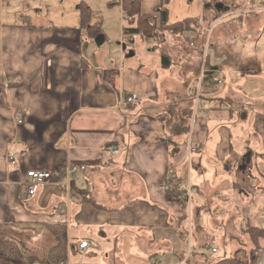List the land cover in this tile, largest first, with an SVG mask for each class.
<instances>
[{
  "label": "crops",
  "instance_id": "1",
  "mask_svg": "<svg viewBox=\"0 0 264 264\" xmlns=\"http://www.w3.org/2000/svg\"><path fill=\"white\" fill-rule=\"evenodd\" d=\"M22 1L24 13L15 15L17 21L5 22L4 16L12 12L0 11V234L27 233L32 249L35 243L48 242L44 254L52 264L59 263L49 255L56 245L50 226L64 228L63 259L70 264H177L188 249V264H205L208 248L218 247L203 245L219 233V238L225 235L223 226L236 203L235 166L236 158L241 157L231 141L242 140L238 121L251 119L252 130L264 132V97L240 92L246 76L264 67V1L236 0L231 6L232 0H227L228 4L224 0H195L191 6L186 0L163 4L162 0H139L141 12L155 17L156 22L161 12L168 24L186 18L196 19V23L205 19L211 29L216 25L223 34L218 40L222 53H211L209 35L205 42L200 32L184 36L188 41L200 38L198 44L197 39L192 42L198 47L195 51L200 49L204 55L200 62L189 58L180 67L174 58L181 49L176 38L168 42L165 33L150 40L146 51L135 46L133 39V55L127 57V47L122 49L126 18L121 0L105 2L110 9L119 10L118 15L112 10L114 17L111 12L105 15L99 11L91 0H83L93 11V22H100L98 47L79 28L80 0H72L77 17L66 11L56 15H61L64 23L48 20L41 10L45 2L53 0ZM218 3L221 6L215 8ZM23 15L29 18L23 20ZM231 15L236 16L225 24L220 22ZM105 17L115 19L121 45H107ZM237 31L242 41L236 50L244 45L245 51L239 63L234 62L225 42ZM161 55L167 57L165 64ZM199 65L198 81L203 72L207 76L193 109L184 98L188 88L196 84L187 87L178 82ZM214 77L221 80L218 85ZM227 79L232 84L229 89L226 85L224 91L213 92ZM132 92L139 96L137 104H125L124 97ZM223 96L228 101H223ZM254 107L263 111L253 114ZM188 108L192 109L190 117ZM217 114H224L229 122L226 140L221 137L227 142L224 150L207 139L208 125H215ZM16 117L22 119L20 124ZM209 117L214 121L210 123ZM181 122L188 124L187 132L176 129L175 124ZM108 146L118 152L109 153ZM190 146L196 149L190 150ZM78 164L86 167V185L63 191L58 182L64 180L66 166ZM30 169L50 171L53 183L38 186L32 197L23 198L21 183ZM193 170L195 181L191 180ZM167 174L196 190L191 198L192 214L184 210L186 219L179 226L160 187ZM201 213L225 215L223 224L204 226L198 219ZM50 235L53 239L49 243ZM81 240L90 244L84 251L77 248ZM231 242L230 251L237 250ZM34 260L30 263L22 254L21 259L0 257V264L41 262Z\"/></svg>",
  "mask_w": 264,
  "mask_h": 264
},
{
  "label": "rangeland",
  "instance_id": "2",
  "mask_svg": "<svg viewBox=\"0 0 264 264\" xmlns=\"http://www.w3.org/2000/svg\"><path fill=\"white\" fill-rule=\"evenodd\" d=\"M59 1L60 0H58V2L57 0H53V2H45V4L42 5L41 10L43 12H46V17H49L48 20L61 21L64 23L65 21L61 15H59L56 18V15L58 13L60 14L62 11H66L65 12L66 14H72L75 17H77L78 14L76 13L75 2H73L72 0H63L61 4V2ZM106 1L107 0H95V1L91 0V3H93V5L97 7L99 11L103 12L105 15L106 14L110 15L109 12H111V16L114 17L115 13L113 11L116 8L113 7L110 9L108 6H105ZM186 1L191 6L195 2V0H186ZM198 1L202 2V0H198ZM210 1L211 0H206V2L208 3ZM232 1L233 3L231 4V6L237 3L236 0H232ZM255 1L260 3L264 0H255ZM224 2L228 4L230 1L224 0ZM23 7H24V4L22 0H9V2H7L6 0L0 1V11L1 9H3L5 12L6 11L12 12L10 16H4L5 22H8V23L14 20L17 21L15 19V15L21 14V12L24 13ZM32 11L34 10L32 9ZM118 14H119V10H117V15ZM236 15L238 16V13H236ZM236 15H231L226 18L224 17L220 20V22L225 24L226 22L232 20V18H234ZM74 16L73 18H75ZM117 19L119 21V17H117ZM157 23L159 22L157 21ZM201 24L204 26V27L201 26V29H200V37H202V41L205 42L206 35H209L207 38V41L209 42V49L211 48L210 49L211 53H216L217 50H219V53H222L223 51L220 48V45L222 42L218 40L222 38L223 34H221L220 30H217L216 25L215 26L212 25V29H211V23H207L205 19L204 20L202 19ZM104 28H106V36L109 39V42H107V45L113 46L114 44H116V42H119L118 35L120 33V30L116 28V23H115L114 18L105 17V27ZM209 29H211V31ZM165 34H168L166 35L168 42L169 41L172 42L174 41L173 38H176V44L181 49V53L178 56V58H174V61L178 64L179 67L186 64L189 58H192V59L197 58L198 61L200 62V59H201L200 57L204 54L200 51V49L198 50V52L195 51L197 50L198 47L197 45L194 46V43L192 42V41L196 42L197 38L193 40H191L190 38L189 41H188L189 38L187 39L185 38V37H190L191 34L193 33H186L184 38L181 37L179 34H172V33H165ZM194 34H197V33H194ZM160 36H164V34L163 35L161 34ZM134 39H135L134 41L135 46H141L142 48L145 49L144 51L147 50V46L150 44V40H144L143 36H137V37H134ZM199 40L200 38L197 39L196 44H198ZM241 41H242V36L238 31L234 33V37L232 39L225 41L229 44V49L232 50V52L230 51L229 52L231 55L234 56L233 60L236 63H239L240 57H242L243 54L245 53L244 45H242V48L239 51L236 50V45H239ZM258 41H259V44L263 43V40L261 38ZM94 42H95V46L98 47L99 45L97 44V42L95 40ZM134 44L128 45L126 51L130 52L132 50L131 48L134 47ZM189 70H190L189 73L187 75L184 74L182 81L178 82V84L183 85V86L187 85V87L190 84L197 85V82L200 79V76H199L200 75V65L197 70H193V69H189ZM238 71L240 72L242 71V69L239 68ZM206 76L207 74L205 71L203 72L201 76L202 86H205L204 80L206 79ZM226 85H227L226 90L232 86V84L229 82L228 79L225 83H222L220 85V87L222 86L221 89H217L213 92L217 93L220 91H224L225 90L224 88L226 87ZM235 89L239 90V88H235ZM201 92H202V89H201ZM240 92L241 93H256V96L264 97V67H260L259 70H255L254 72H251L246 76L245 82L241 85ZM184 99L188 102L190 106H192L193 109L195 108V102H196L194 100L195 98L187 94V91H186ZM222 100L228 101V98L226 96H223ZM196 109L199 110V106H197ZM252 111H253L252 112L253 114L260 113L261 111H263V108L254 107ZM197 114L198 112L196 113V115ZM199 119H200V116H197V121ZM208 120L210 123L214 121L211 117H209ZM228 126H229V122L224 119V114H221V116L217 114L215 116V125L214 126H212V124L208 125V130H209V135L207 138L208 141L217 142L218 144L221 145L220 148L224 150V148H226L227 142H223L221 140V137H224L226 140ZM238 126L240 129L239 132L242 134V137H241L242 140L237 142V138H234L231 141V143L234 146V151L235 153L237 152L241 158L246 153L251 152V157H250L249 164L246 166V169L244 171H239V166L241 165L240 163L241 158L240 159L236 158V162L238 161L237 163L235 162L236 163V166H235L236 187L234 191V199L236 203L234 204L231 211L229 212V217L226 220L227 223L223 226V232L225 233V235H223L222 238H219L218 236H220L221 234L219 233L218 236L216 235V237H214L215 239L213 241L208 242L207 247H211L212 245H215L218 247L219 250L217 253L212 254V256H210L209 254H206L205 255L206 256L205 259H207L205 260L206 263L210 259L212 260L211 264H213V262H216L217 259L223 258L224 256H230L231 254L235 258L241 261L247 259V257L251 253V250H253L252 249L253 244H251L252 242L249 240L248 235H246L245 233H242V231L244 232V228L246 226V220L250 219L253 225H256L263 221L260 215L262 213L261 208L264 206V195L262 194L264 193V132L255 133L252 130L253 126H252L251 119H247V118H242L240 121H238ZM240 143H243V145H240ZM225 166L226 165H224V167ZM191 180L195 181V170H193V173L191 175ZM255 187H259L257 188L258 190H256ZM260 189H262V191H259ZM224 191H227V190L224 189ZM195 200L196 199L194 197L193 205L195 203ZM207 205L209 207H212L213 209L215 208V206H213L211 202H208ZM187 213H188V208H187ZM190 213L192 214V208L190 209ZM222 217L212 215V214L209 215L207 213H201L200 215H198L199 222L202 225L209 226V227L210 226L213 227L216 224L217 225L223 224ZM195 218L196 217H193V220H192V224L194 227L197 222ZM220 228L221 227H219V229ZM10 232L11 233L7 232L8 234L4 235V237L10 238L17 245H19V247H21V252L23 254V257L25 256L28 262L31 263V261L34 260V258H38L41 260L39 264H52L48 261V258L45 257V254H44L48 250V242H46V244L35 243L34 244L35 247L32 249L31 247L32 240L30 238V235H28L27 233L15 234V232H12V231ZM52 239H53V236L50 235L49 243L51 242ZM230 242L231 243L234 242V244L237 245L236 248L238 249L234 251L231 249L232 251H230V248H229ZM262 248L264 249V245L262 246Z\"/></svg>",
  "mask_w": 264,
  "mask_h": 264
},
{
  "label": "trees",
  "instance_id": "3",
  "mask_svg": "<svg viewBox=\"0 0 264 264\" xmlns=\"http://www.w3.org/2000/svg\"><path fill=\"white\" fill-rule=\"evenodd\" d=\"M167 0H162V3H165ZM115 2L114 0H110L109 3ZM121 8L126 18V25L123 27V34L125 40L123 41V45L125 48L131 44L134 39V36L139 35L149 40H154L160 38L161 34L164 33H172V34H180L185 36L186 33H194L200 32V27L195 24L196 19L193 18H186L184 20L168 24L166 23V18L163 20V12H161L159 17V24L155 21V17L145 14L141 12L140 2L139 0H121ZM77 10L79 13V28L86 33L87 37L95 39L99 36L100 31V22H93V11L90 6L80 0L77 4ZM29 17L26 15L22 16L23 20H27ZM161 21V22H160ZM161 33V34H160ZM167 57L165 55H161V62L165 64ZM213 82H217L216 77H214ZM187 115L190 117L192 109H187ZM176 129L180 128L181 131L184 132L188 131V124H175ZM179 130H175L176 133L181 132ZM235 187V184H234ZM167 194V199L174 211L176 216L175 224L177 226L182 225L186 219V214L184 212V208L182 205L181 200L179 199L180 191L176 187L172 190L165 191ZM50 232L55 236L56 245L50 250L49 255L50 259L53 262L59 263V261L65 258V236H64V228L62 226H50ZM248 235L249 240L253 244V250H251L250 255L247 259L241 261L235 258L233 255L231 256H224L223 258L217 259L215 264H246L248 262H255L261 250H263L262 246L264 241V227H258L257 224L253 225L250 219L246 220V226L244 228V232ZM204 244L203 246H207ZM0 257L2 258H9V259H21L22 252L21 247L17 245L14 241L10 238H6L0 234ZM207 260V259H206ZM208 264L212 263V260H208Z\"/></svg>",
  "mask_w": 264,
  "mask_h": 264
},
{
  "label": "built area",
  "instance_id": "4",
  "mask_svg": "<svg viewBox=\"0 0 264 264\" xmlns=\"http://www.w3.org/2000/svg\"><path fill=\"white\" fill-rule=\"evenodd\" d=\"M201 22V20H200ZM197 22L196 24L198 26H201V23ZM145 40H149L148 38H145ZM220 79L217 78V84L220 83ZM201 81H198V84L196 86H191L188 88L187 92L188 94L195 98V101L199 98L201 93ZM139 99V96L137 93L132 92L129 93L124 97V103L129 105H135L137 104ZM16 122L20 124L22 122V119L19 117H16ZM107 151L111 154H116L118 152L117 148L114 146H108ZM195 146H190V150H195ZM11 159V156H10ZM86 170V167L84 165L78 164V165H68L65 168V177L62 182H58L60 188L63 191L68 192L74 185L84 187L86 185V180L84 179V172ZM46 183H53V176L50 171L47 170H36V169H30L26 171L25 173V180L21 183V193L20 196L23 198L26 197H32L38 188V186H41ZM161 189L163 191H169L174 188H178L180 191L179 199L181 202L185 205V210L187 213L188 208V215L190 216V204H191V198L192 194L196 193V190L193 186H191L188 183L180 184L179 182H176L170 174H167L165 177L164 182L161 184ZM262 213L260 215L261 219L264 221V206L261 208ZM62 211H65L63 208ZM260 222L257 224L258 227H264V222ZM90 244L87 240H81L77 244V248L84 251L87 248H89ZM218 252V248L212 247L208 248V253L210 255L215 254ZM191 254V250L188 249L183 259L177 263V264H188V258ZM59 264H70L67 260H61L59 261ZM246 264H264V249L260 251L259 257L255 262H248Z\"/></svg>",
  "mask_w": 264,
  "mask_h": 264
},
{
  "label": "water",
  "instance_id": "5",
  "mask_svg": "<svg viewBox=\"0 0 264 264\" xmlns=\"http://www.w3.org/2000/svg\"><path fill=\"white\" fill-rule=\"evenodd\" d=\"M221 6V3H218L215 8H217V6ZM165 19V14H163V20ZM97 44L99 45L101 43V38L98 36L94 39ZM122 49L124 50L125 49V45L122 44ZM133 55V52L130 51L127 53V57H130ZM250 157H251V152H248L246 153L243 157H242V163L241 165L239 166V169L240 170H245L246 169V166L249 164V161H250Z\"/></svg>",
  "mask_w": 264,
  "mask_h": 264
}]
</instances>
